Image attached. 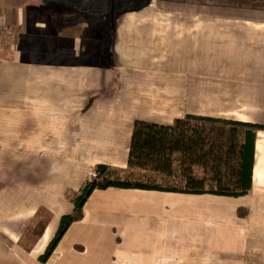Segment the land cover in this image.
<instances>
[{"label": "crops", "instance_id": "0c3cea01", "mask_svg": "<svg viewBox=\"0 0 264 264\" xmlns=\"http://www.w3.org/2000/svg\"><path fill=\"white\" fill-rule=\"evenodd\" d=\"M82 1L0 0L14 34L0 51V264H264L244 261L264 214V131L247 196L96 190L41 261L75 212L68 196L98 165L128 169L136 123L229 120L187 112L184 78L237 77L249 111L229 121L264 126V0H149L108 23L94 12L116 0ZM239 208L257 224L247 244Z\"/></svg>", "mask_w": 264, "mask_h": 264}, {"label": "trees", "instance_id": "16d2710c", "mask_svg": "<svg viewBox=\"0 0 264 264\" xmlns=\"http://www.w3.org/2000/svg\"><path fill=\"white\" fill-rule=\"evenodd\" d=\"M259 131H264V126L192 115L172 127L136 123L128 169L120 171L98 165L94 169L96 177L87 181L79 193L68 196L75 212L62 218L58 233L41 261L50 257L71 224L83 218V207L96 190L119 188L230 198L247 196L253 187ZM195 169L201 170V175L194 173ZM139 171L177 176L180 182L164 187L133 180L134 173Z\"/></svg>", "mask_w": 264, "mask_h": 264}, {"label": "rangeland", "instance_id": "374dc122", "mask_svg": "<svg viewBox=\"0 0 264 264\" xmlns=\"http://www.w3.org/2000/svg\"><path fill=\"white\" fill-rule=\"evenodd\" d=\"M85 1L87 0H84L82 2H85ZM147 1L149 0H116L115 1L116 6H115L114 11L106 12L107 10L105 11L99 10V12H94L93 16L95 17V19L99 20V23L103 21L104 23H108L109 19H111L112 16L117 11L120 10V6L126 7L127 9H132V8L141 6ZM85 6L88 7L87 10L85 11L91 10V6H89V3L85 2L84 7ZM103 29L101 30V25H100L97 30L102 32ZM93 30L95 31V28L92 30H89V33L91 34ZM104 32H106V30ZM108 36H105L104 41L108 39ZM89 38L91 39V35L87 38L88 41H89ZM88 41H86L84 38V43H86L84 45L85 50L96 48L95 44L93 45L89 44ZM109 43H110V40H109ZM217 71L212 70V75L209 77L184 78L186 80V83L189 85V89L192 88L191 87L192 85L193 87H195V89H193L191 92H188L185 98H183L185 102L191 101V100L194 101L193 103H194L195 109H187V112L201 114V115H208L212 117L225 118L229 120L230 119L231 120L244 119L247 116V113L249 111V108L246 105V101H245L246 100L245 97H248V94H246L245 92L242 93L239 90H237V87H236V83L238 79L237 77L228 76L223 71H221L220 73H217ZM242 99H244V102L242 101ZM134 174L135 176H133V180L139 181L142 183H147L150 185L172 187V186L178 185L180 182L177 176L166 177V176H160L154 173H149V172L145 173V172H140V171L135 172ZM93 175H96L94 171L91 176L92 180L94 179ZM237 214L241 220H244V224H243L244 235L243 236H246V237H243V240H244V243L247 244L251 240V237H247V236L249 234H254L253 230L251 229L253 228L256 230V227H254L256 223L255 221L250 222L247 219L249 216V212H248V209L246 208H239ZM255 217L256 216L254 215L253 220ZM260 217L261 218L258 221L259 228L257 230V233L255 234V236L257 237L259 236L258 237L259 244L258 246H254V245L252 246V249L250 250L254 251V255L251 252H248V253H251L248 256L250 255H253V256L248 258L245 255L244 261H254L256 260L254 259L255 256L260 257L261 260L264 261V259H262L264 257V214L260 215ZM257 237H253L254 240ZM246 263L247 262H245V264Z\"/></svg>", "mask_w": 264, "mask_h": 264}, {"label": "built area", "instance_id": "2783aa9c", "mask_svg": "<svg viewBox=\"0 0 264 264\" xmlns=\"http://www.w3.org/2000/svg\"><path fill=\"white\" fill-rule=\"evenodd\" d=\"M13 37H14V34L9 29L7 24L5 22H0V51L3 48V44H4L5 40L12 39ZM95 177H96V175H93V178H95Z\"/></svg>", "mask_w": 264, "mask_h": 264}]
</instances>
